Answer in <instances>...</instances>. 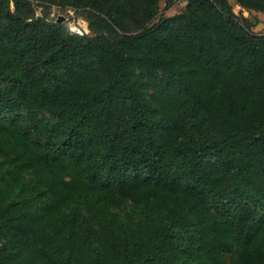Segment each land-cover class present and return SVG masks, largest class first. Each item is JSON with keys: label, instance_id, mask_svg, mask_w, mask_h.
I'll use <instances>...</instances> for the list:
<instances>
[{"label": "trees", "instance_id": "1", "mask_svg": "<svg viewBox=\"0 0 264 264\" xmlns=\"http://www.w3.org/2000/svg\"><path fill=\"white\" fill-rule=\"evenodd\" d=\"M162 2L0 0V264H264L260 20Z\"/></svg>", "mask_w": 264, "mask_h": 264}, {"label": "rangeland", "instance_id": "2", "mask_svg": "<svg viewBox=\"0 0 264 264\" xmlns=\"http://www.w3.org/2000/svg\"><path fill=\"white\" fill-rule=\"evenodd\" d=\"M230 3L233 5L234 10L238 13V14H244L245 16H250V17H258V15L255 14H249L247 13L248 11H243V9H241V7L237 4L236 0H229ZM187 3V0H176V3L173 7H171L170 9L167 10H163L164 8V2L161 3V13L167 15V16H172L177 14L179 11H181L185 5ZM38 14H41L40 10L38 11ZM50 18H54L56 21L58 22H66L68 25H72V24H76L77 26H84L87 28L86 25V21L85 18L81 15V14H77L75 13L74 10L68 9V10H61L58 9L56 7H53L51 9V15ZM253 18V19H254ZM259 18V17H258ZM260 20V18H259ZM260 22H263V25L258 26L260 23H258V27L256 29V27L254 28V31L257 33H262L264 32V19H261ZM140 30H133L132 33H137ZM136 75L140 78H146L147 73L146 72H141V71H137Z\"/></svg>", "mask_w": 264, "mask_h": 264}, {"label": "built area", "instance_id": "3", "mask_svg": "<svg viewBox=\"0 0 264 264\" xmlns=\"http://www.w3.org/2000/svg\"><path fill=\"white\" fill-rule=\"evenodd\" d=\"M69 28L70 30L73 32V33H76V34H79V35H83L87 28L84 27V26H77L76 24H72V25H69Z\"/></svg>", "mask_w": 264, "mask_h": 264}, {"label": "crops", "instance_id": "4", "mask_svg": "<svg viewBox=\"0 0 264 264\" xmlns=\"http://www.w3.org/2000/svg\"><path fill=\"white\" fill-rule=\"evenodd\" d=\"M242 9V8H241ZM243 11H245V10H243ZM246 12V11H245ZM247 13H249V14H255V15H258V17L260 18V20L261 19H264V13L263 12H257V11H252L251 13L250 12H247ZM260 25H263V22H260V24L258 25V26H260ZM257 26V27H258ZM257 27H256V29H257Z\"/></svg>", "mask_w": 264, "mask_h": 264}]
</instances>
